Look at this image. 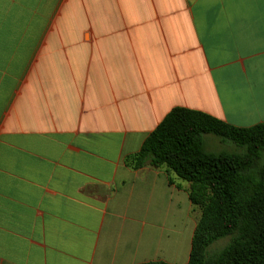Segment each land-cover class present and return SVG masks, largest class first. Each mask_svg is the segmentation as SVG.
<instances>
[{
  "label": "crops",
  "instance_id": "0c3cea01",
  "mask_svg": "<svg viewBox=\"0 0 264 264\" xmlns=\"http://www.w3.org/2000/svg\"><path fill=\"white\" fill-rule=\"evenodd\" d=\"M176 106L264 122V0H0V264H186L189 182L126 163Z\"/></svg>",
  "mask_w": 264,
  "mask_h": 264
},
{
  "label": "trees",
  "instance_id": "16d2710c",
  "mask_svg": "<svg viewBox=\"0 0 264 264\" xmlns=\"http://www.w3.org/2000/svg\"><path fill=\"white\" fill-rule=\"evenodd\" d=\"M205 134L227 139L239 150L209 152ZM126 163L134 169L163 167L189 182L188 196L200 215L186 264H264V122L239 127L176 106ZM225 236L230 242L209 252Z\"/></svg>",
  "mask_w": 264,
  "mask_h": 264
},
{
  "label": "rangeland",
  "instance_id": "374dc122",
  "mask_svg": "<svg viewBox=\"0 0 264 264\" xmlns=\"http://www.w3.org/2000/svg\"><path fill=\"white\" fill-rule=\"evenodd\" d=\"M204 138H205V148L209 152L216 153V152H221V151L231 152V151L239 150L229 140L222 139L213 134H205ZM229 242H230L229 236L219 238L209 246V252H211L212 254H215L219 252Z\"/></svg>",
  "mask_w": 264,
  "mask_h": 264
}]
</instances>
